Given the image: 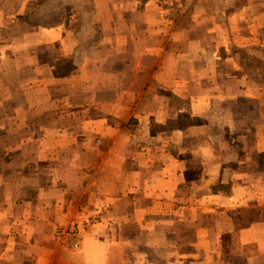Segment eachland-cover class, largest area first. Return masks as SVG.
<instances>
[{
  "label": "crops",
  "instance_id": "1",
  "mask_svg": "<svg viewBox=\"0 0 264 264\" xmlns=\"http://www.w3.org/2000/svg\"><path fill=\"white\" fill-rule=\"evenodd\" d=\"M0 264H264V0H0Z\"/></svg>",
  "mask_w": 264,
  "mask_h": 264
},
{
  "label": "built area",
  "instance_id": "2",
  "mask_svg": "<svg viewBox=\"0 0 264 264\" xmlns=\"http://www.w3.org/2000/svg\"><path fill=\"white\" fill-rule=\"evenodd\" d=\"M69 244L71 248H74V249L80 248L81 238H80V233L77 231V229L76 231L75 230L71 231V235L69 237Z\"/></svg>",
  "mask_w": 264,
  "mask_h": 264
},
{
  "label": "rangeland",
  "instance_id": "3",
  "mask_svg": "<svg viewBox=\"0 0 264 264\" xmlns=\"http://www.w3.org/2000/svg\"><path fill=\"white\" fill-rule=\"evenodd\" d=\"M241 60H243L244 62H247L246 64H248V56H240ZM255 108H253L252 106H248L246 108V113L247 114H254L255 113ZM80 233V232H79Z\"/></svg>",
  "mask_w": 264,
  "mask_h": 264
}]
</instances>
